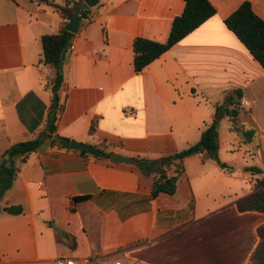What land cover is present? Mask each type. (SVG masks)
I'll return each instance as SVG.
<instances>
[{"label":"crops","instance_id":"1","mask_svg":"<svg viewBox=\"0 0 264 264\" xmlns=\"http://www.w3.org/2000/svg\"><path fill=\"white\" fill-rule=\"evenodd\" d=\"M208 1L211 18L135 73L133 39L165 42L184 3L99 0L70 40L54 98V76L40 77L52 69L39 64L40 39L66 23L55 7L65 3L0 0V160L11 145L42 136L52 111L59 136L86 146L106 141L108 152L129 160L164 162L194 145L216 121L215 107L236 110L241 129L227 115L217 119L219 164L205 154L186 158L174 195L154 199L158 175L129 161L60 147L30 153L0 200V264L118 252L133 264H255L264 214L236 204L264 187V70L224 20L244 1L264 20V0ZM236 145L234 157L222 155ZM78 197L90 199L74 203ZM13 206L22 214H9Z\"/></svg>","mask_w":264,"mask_h":264},{"label":"trees","instance_id":"2","mask_svg":"<svg viewBox=\"0 0 264 264\" xmlns=\"http://www.w3.org/2000/svg\"><path fill=\"white\" fill-rule=\"evenodd\" d=\"M181 1L184 3L183 10L180 15L172 20L165 42H157L140 37L133 39V69L135 73L143 71L148 65L157 60L172 46L215 14V9L208 0ZM80 4V1H72L71 3H65L63 6H55L61 16L66 20V23H63L56 33L44 35L40 39L42 52L39 58V64L48 66L55 71L54 78L50 83V90L54 98H57V92L63 81L64 61L60 60L61 53L66 51L74 35L67 31L66 24ZM88 13V8L81 10L77 18L78 23L83 19L85 20ZM224 24L264 70V20L254 13L250 2L244 1L241 3L224 20ZM215 112L216 121L205 127L197 143L166 157L162 164L159 161H151L143 158H132L129 160V163L136 166L142 175L149 176L152 173L158 175L157 179L151 185V199L156 198L159 194L174 195L177 181L183 173L182 164L186 158L198 154H205L209 159L219 164L217 119L227 115L230 117L232 129L235 131H240L241 129L236 125V110H231L224 114L221 112L220 107H215ZM55 114V111L50 112L44 129L45 133L42 136L33 140L13 144L2 154L0 160V200L12 187L19 170L17 165L18 161H24L30 153L41 152L46 150V148L52 149L54 147H60L69 149L70 139L61 137L56 133L55 122L57 118ZM94 131L95 123H92L89 127L88 134L93 135ZM250 134L252 135V133ZM250 140L246 142L249 143ZM109 147L110 145L106 141H101L98 145H88L81 153L91 154L95 159H110L112 153L107 151ZM170 171H172V174L168 175ZM253 172L259 171L253 169ZM89 199L90 197H78L74 198L73 202L77 203ZM236 207L239 212L257 211L264 214V187L251 193L246 198L239 200ZM188 209H193L192 200H190ZM22 212L23 210L20 206L8 208V213L11 215H20ZM257 236L259 242L251 255V260L255 264H264V225L257 228Z\"/></svg>","mask_w":264,"mask_h":264},{"label":"water","instance_id":"3","mask_svg":"<svg viewBox=\"0 0 264 264\" xmlns=\"http://www.w3.org/2000/svg\"><path fill=\"white\" fill-rule=\"evenodd\" d=\"M80 2H81V4L76 8L74 14L70 16V18L66 24V29L71 34H76V32H77V29H78L77 18H78L80 11L84 10L86 8L91 9V8L97 7L99 5V0H80ZM65 55H66V51H63L61 53V58H60L61 61H64ZM225 102L230 104L231 99H228V101H225ZM55 109H56V99H54L52 102V110H55ZM68 147L70 149L81 150V151H84L87 148L86 145L79 143V142H76V141H70ZM110 160L113 162H117V163H126L129 161L128 158H124V157H122L118 154H115V153H113L111 155ZM162 162H163V159L160 161V163H162ZM221 166L223 167L224 165H221Z\"/></svg>","mask_w":264,"mask_h":264},{"label":"built area","instance_id":"4","mask_svg":"<svg viewBox=\"0 0 264 264\" xmlns=\"http://www.w3.org/2000/svg\"><path fill=\"white\" fill-rule=\"evenodd\" d=\"M64 3H71L72 0H62ZM74 46L69 44L66 55L72 53ZM247 105V102H244ZM55 264H133L123 256L122 252L109 255L90 256L85 258H57Z\"/></svg>","mask_w":264,"mask_h":264},{"label":"rangeland","instance_id":"5","mask_svg":"<svg viewBox=\"0 0 264 264\" xmlns=\"http://www.w3.org/2000/svg\"><path fill=\"white\" fill-rule=\"evenodd\" d=\"M51 1H53L54 3L59 4V5L61 4V0H51ZM52 71H53L52 69L51 70H43V72L41 73V76H40L42 78L43 82H46L47 80H49V78H52L54 76V72H52ZM52 80H53V78L50 79V83L52 82ZM36 89H37V93L39 95H41L42 100L45 101L47 99V96H48L46 91L42 90V88H39L38 86L36 87ZM50 95H52V92L50 93ZM238 150H239V146L236 145V146H234V149H231V151L229 153L222 151V155L226 158L234 157L233 154L237 153ZM124 158H127V157H124ZM220 165H224V163H220Z\"/></svg>","mask_w":264,"mask_h":264}]
</instances>
